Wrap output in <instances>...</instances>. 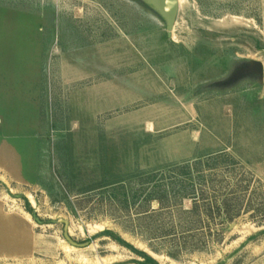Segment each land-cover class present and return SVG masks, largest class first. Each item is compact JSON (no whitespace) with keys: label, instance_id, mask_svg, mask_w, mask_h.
I'll return each mask as SVG.
<instances>
[{"label":"rangeland","instance_id":"374dc122","mask_svg":"<svg viewBox=\"0 0 264 264\" xmlns=\"http://www.w3.org/2000/svg\"><path fill=\"white\" fill-rule=\"evenodd\" d=\"M252 61L264 0H180L170 36L138 0H0V79L27 89L0 129V264H142L107 231L159 264H264V78L222 86ZM221 151L240 218L202 252L154 254L139 224L172 218L139 221L111 187Z\"/></svg>","mask_w":264,"mask_h":264},{"label":"trees","instance_id":"16d2710c","mask_svg":"<svg viewBox=\"0 0 264 264\" xmlns=\"http://www.w3.org/2000/svg\"><path fill=\"white\" fill-rule=\"evenodd\" d=\"M236 166L237 163L230 156L218 153L163 169L140 172L113 184L109 199L113 203L118 202L120 210L125 213L134 210L139 221L164 216L172 218L170 222L139 224V234L149 243L154 254L162 252L152 243H166L177 237L182 241L173 240L171 247L178 253L202 252V239L206 234L223 238L229 226L241 216L243 202L237 191L240 186L228 181V191L220 193L218 186H222L223 181L213 176L219 167L232 170ZM246 191L247 187L241 192ZM186 201L191 202L190 209L184 207ZM153 204L158 206L156 210L152 209ZM175 216L179 217L178 222H175ZM107 236L136 254L143 260L142 264H159L145 252L133 249L113 232L107 231ZM165 254L170 258L177 257V252L172 248Z\"/></svg>","mask_w":264,"mask_h":264},{"label":"water","instance_id":"95a60500","mask_svg":"<svg viewBox=\"0 0 264 264\" xmlns=\"http://www.w3.org/2000/svg\"><path fill=\"white\" fill-rule=\"evenodd\" d=\"M156 14L166 25L168 36L172 33L180 7V0H138ZM255 77L260 81L264 78V67L260 61H252L248 65L238 69L234 75L222 86H231L239 81ZM76 246V244L72 243Z\"/></svg>","mask_w":264,"mask_h":264},{"label":"crops","instance_id":"0c3cea01","mask_svg":"<svg viewBox=\"0 0 264 264\" xmlns=\"http://www.w3.org/2000/svg\"><path fill=\"white\" fill-rule=\"evenodd\" d=\"M16 78L15 77H5L0 79V129L1 130H11L14 122V117H12V114H14L15 111V100L12 97L16 96V90L20 89L22 94L21 100L24 99V92L26 89L25 86V79L22 78L21 82H18V86L16 85ZM11 114V117H10ZM13 129V128H12ZM9 136V135H7ZM219 153H225L224 151H221Z\"/></svg>","mask_w":264,"mask_h":264},{"label":"bare ground","instance_id":"6f19581e","mask_svg":"<svg viewBox=\"0 0 264 264\" xmlns=\"http://www.w3.org/2000/svg\"><path fill=\"white\" fill-rule=\"evenodd\" d=\"M33 201V200H32Z\"/></svg>","mask_w":264,"mask_h":264}]
</instances>
